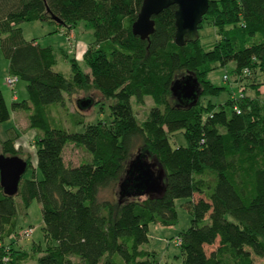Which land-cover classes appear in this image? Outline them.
I'll return each instance as SVG.
<instances>
[{
	"label": "trees",
	"instance_id": "trees-1",
	"mask_svg": "<svg viewBox=\"0 0 264 264\" xmlns=\"http://www.w3.org/2000/svg\"><path fill=\"white\" fill-rule=\"evenodd\" d=\"M142 1L0 0V50L8 75L26 83V99L10 109L25 112L37 132L35 164L24 159L31 176H22L13 197L0 187V264H160L155 252L141 247L150 225H176V200H184L191 215L190 227L178 235L181 264L264 260V101L257 94L264 87V0H209L198 26V33L215 30L208 48L201 36L175 44L176 6L153 17L147 40L134 36ZM32 22L56 24L64 37L83 22L93 37L82 56L89 72L75 58L71 80L55 72L54 50L22 35L19 26ZM229 64L225 80L232 79L236 91L222 104L203 102L226 91L208 75ZM186 76L200 84L194 106L171 95L172 83ZM75 89L97 91L109 104L110 120L81 133L57 127L52 112ZM146 99L152 107L138 122L132 104ZM85 101L91 102L76 103ZM10 109L0 92V123L10 120ZM80 117L71 124L82 125ZM178 133L186 146L171 148L169 138ZM67 146L82 148L90 159L66 163ZM22 148L16 138L0 141L4 156L22 157ZM137 154L163 169L161 196L119 197L118 183ZM16 198L25 211L34 200L40 205L45 247L33 244L32 256L18 246Z\"/></svg>",
	"mask_w": 264,
	"mask_h": 264
},
{
	"label": "rangeland",
	"instance_id": "rangeland-1",
	"mask_svg": "<svg viewBox=\"0 0 264 264\" xmlns=\"http://www.w3.org/2000/svg\"><path fill=\"white\" fill-rule=\"evenodd\" d=\"M22 35L24 39L31 41L35 40L41 47H51L56 56V65L54 66V71L60 73L65 79L71 80V66L70 60L75 58L78 63H80L82 69L85 72H89L84 64L82 63V56L87 46L93 42V37L91 31H89L83 22H79L74 29L67 32V37H64L62 30L56 26V24H48L41 22L32 23H22L20 26ZM202 38V44L205 47H209L214 43L216 38L215 30L206 27L199 33ZM75 40V41H74ZM70 41L72 43H70ZM74 41V43H73ZM209 75L208 79L216 86H222L226 88V91L222 92L219 97H205L203 102H211L212 104L218 105L224 103L229 97L231 92L236 91L233 80L230 79L229 82L225 80V76L229 73L232 65L229 64L225 67H215ZM10 77L8 75V63L2 55L0 50V92L3 94L4 100L7 107L10 109L12 98L19 97L18 102L22 101L27 97L26 95V83L18 80L13 89L4 83V79ZM202 94V93H201ZM248 95L254 96L255 93L251 90H247ZM261 101H264V87H262L257 92ZM89 97L91 102L83 103L82 109L79 108L77 99H84ZM201 97V95H200ZM199 97V98H200ZM87 106V107H86ZM133 112L138 122H142L147 118L148 112L152 107V102L146 99L143 106H137L132 104ZM11 112V109H10ZM21 117L18 116L16 122L11 118L5 123H0V141H5L8 138H16L21 143L23 151L21 153V158H29L30 163L35 164V147L34 140L36 138V131L31 130L28 127L26 121V113L19 112ZM78 113V114H77ZM76 114L75 117L70 118L69 115ZM82 115L83 124L79 126H74L71 122L81 118ZM23 115V116H22ZM25 115V116H24ZM53 119L57 121V124L53 127H61L68 131L69 133H81L84 131L85 127L89 124H95L98 121L104 122L110 120V108L108 102L101 97V95L93 90H74L70 98L65 101V106L60 107L52 112ZM18 138H17V136ZM174 137L169 138V143L171 148L185 147L186 142L184 137L178 133L173 135ZM1 151V150H0ZM64 160L72 166L78 165L80 162L89 160L88 154L82 149L74 146H67L64 151ZM150 163L153 162L152 158L148 157ZM32 174V170H28L24 174V179H28ZM102 197L108 196L107 192H103ZM184 200H176V212H177V223L176 225L168 228L161 226L150 225L148 230V243L143 245L141 248L155 252V259L160 262V264H181V254L179 249L175 246V239L178 237L179 233L186 231L190 227L191 215L182 205ZM17 203V222L16 230L17 232H24L26 230H32V234L29 237L20 238L18 246L21 250H26V252L32 256L31 251L32 245H43V232H42V217L41 209L39 203L34 200L29 208L25 211L22 209L19 199L16 198ZM254 264H264V260L253 256ZM27 264H36L34 259H31Z\"/></svg>",
	"mask_w": 264,
	"mask_h": 264
},
{
	"label": "water",
	"instance_id": "water-1",
	"mask_svg": "<svg viewBox=\"0 0 264 264\" xmlns=\"http://www.w3.org/2000/svg\"><path fill=\"white\" fill-rule=\"evenodd\" d=\"M176 6L174 12L175 36L174 42L183 47L187 43H195L199 39L198 26L207 13L209 0H143L136 21L132 24L131 32L141 40H147L154 32L153 17L164 9ZM58 25L61 22L53 19ZM199 82L193 76H186L172 83L170 91L177 101L189 106L197 104L201 95ZM83 103H79V108ZM86 106V107H87ZM27 163L19 156H4L0 154V187L4 195L13 197L17 194L20 180L26 172ZM165 174L163 169L148 157L137 154L129 162L124 177L118 183L120 198L133 196H161L165 191Z\"/></svg>",
	"mask_w": 264,
	"mask_h": 264
},
{
	"label": "built area",
	"instance_id": "built-area-1",
	"mask_svg": "<svg viewBox=\"0 0 264 264\" xmlns=\"http://www.w3.org/2000/svg\"><path fill=\"white\" fill-rule=\"evenodd\" d=\"M17 82V80L15 79V78H11V77H7V78H5L4 79V83L7 85V86H9L11 89H13V86H14V84ZM14 97V96H13ZM242 96L241 95H239V97L238 98H241ZM15 98V97H14ZM31 234H32V230H26V231H24L23 233L21 232L20 233V237H22V238H24V237H29V236H31ZM180 243H181V241H180V239L177 237L176 239H175V246L176 247H178L179 245H180Z\"/></svg>",
	"mask_w": 264,
	"mask_h": 264
},
{
	"label": "crops",
	"instance_id": "crops-1",
	"mask_svg": "<svg viewBox=\"0 0 264 264\" xmlns=\"http://www.w3.org/2000/svg\"><path fill=\"white\" fill-rule=\"evenodd\" d=\"M18 99H19V97L17 96V97H15V98H12L11 100H12V103H15V102H18ZM26 99V98H25ZM25 99H23V100H25ZM11 103V104H12ZM7 105V104H6ZM18 116H20L21 117V115H20V113L19 112H16V111H12L11 110V112H10V119L11 118H13V120L16 122V119L18 118ZM23 116V115H22ZM25 116V115H24ZM25 118H26V116H25ZM26 121H27V118H26ZM17 136V135H16ZM17 138H18V136H17ZM19 141V140H18Z\"/></svg>",
	"mask_w": 264,
	"mask_h": 264
}]
</instances>
